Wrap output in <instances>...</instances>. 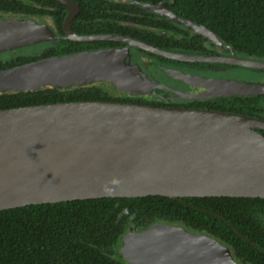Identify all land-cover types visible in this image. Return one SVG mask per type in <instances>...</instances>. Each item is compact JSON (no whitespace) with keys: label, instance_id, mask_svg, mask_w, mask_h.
<instances>
[{"label":"water","instance_id":"1","mask_svg":"<svg viewBox=\"0 0 264 264\" xmlns=\"http://www.w3.org/2000/svg\"><path fill=\"white\" fill-rule=\"evenodd\" d=\"M55 1L67 7L65 39L116 41L125 46L51 56L0 70V93L95 81H113L131 95L161 88L130 62L131 47L179 61L264 69V61L237 57L233 49L231 56L185 54L123 34L78 35L71 29L80 12L78 2ZM142 6L221 44L215 32L179 18L167 2ZM54 36L52 29L32 19L0 21V53ZM165 72L178 83L202 90L171 88L177 97L264 94L263 82ZM259 130H264L263 118L117 101L1 109L0 210L103 197L264 198V135ZM120 254L129 264H238L230 247L216 237L171 223L126 233Z\"/></svg>","mask_w":264,"mask_h":264},{"label":"trees","instance_id":"2","mask_svg":"<svg viewBox=\"0 0 264 264\" xmlns=\"http://www.w3.org/2000/svg\"><path fill=\"white\" fill-rule=\"evenodd\" d=\"M75 1L81 5L80 14L72 22V29L78 35L123 34L167 51L214 54L215 50L208 49L202 35L142 6L167 2V7L179 18L208 27L239 57L264 61V0ZM0 13L35 19L50 17L63 34L67 8L55 0H0ZM124 45L116 41L58 40L43 53L0 55V70L46 57ZM209 47L217 48L212 42ZM135 49L140 50L141 57L146 54L166 62L174 61L137 47L132 50ZM153 66L156 70L162 67ZM244 68L252 72V79L264 81L263 68ZM84 100L210 109L264 119V94L164 100L118 94L96 84L65 90L47 87L2 92L0 110ZM259 131L264 135V130ZM156 223L177 224L189 231L214 236L230 247L241 264H264V198L161 195L103 197L0 210V264H129L120 254L122 237Z\"/></svg>","mask_w":264,"mask_h":264},{"label":"rangeland","instance_id":"3","mask_svg":"<svg viewBox=\"0 0 264 264\" xmlns=\"http://www.w3.org/2000/svg\"><path fill=\"white\" fill-rule=\"evenodd\" d=\"M148 10L149 11H153L151 9H148ZM153 12H155V11H153ZM31 19L34 20L35 22H37L39 25H46L50 29H53L51 27L52 21H51V19H48V18H44V19H38L37 18V19H35V18H32V17H27V16H19V15H10V14H1L0 13V21H7V20L24 21V20H31ZM53 32H54V30H53ZM41 43H43V42H41ZM41 43L39 45H34V47L32 45H30V46H24V47H22L20 49H17L15 51L2 52V53H0V55L3 56V55H9L10 53H14L16 55L21 56V55H28V54L38 53V52H41L45 48V46L47 45V43H44V44H41ZM6 53H8V54H6ZM132 55H133V57L135 59L143 60L145 62L149 61L150 59H154L156 62L160 61L157 57L151 56V55H146L145 54V56H142V57L139 56V51L137 49L132 50ZM130 62L132 64H138L141 67L142 71H144V72L148 71L149 72L148 74H150V77L148 76V78H149L148 80L149 81L158 82L159 84L162 85L161 88H159V89H154V91L151 90L150 94H135V95H147L148 97H154L155 96V97H159V98H160L159 94H161L162 92H164V93H166L168 95H170V94L175 95V93L171 91V88H173V87H172V85H170L172 83L169 81V79L174 81V78H172L171 76L169 77L168 74H166V72H165V70H166L165 64H161L160 65V66H162L161 67L162 71H160V70L154 69L155 67L154 66L152 67L149 64H146L145 65L146 69H144L143 68V64H141V63H133L131 59H130ZM149 67H151L154 70L150 69ZM244 67L245 66H243V67H241V66L240 67L239 66L233 67V66H229L228 65V66H224L223 68L221 67L220 71L226 72L227 76L224 75V78L228 77V79L230 78V79H235V80H238V81H250V82H263L264 83V81H260L259 78L252 79L253 77L250 75V74H252V72H250V70L249 71L246 70ZM254 75H257V74L254 73ZM222 76H223V74H222ZM262 79H264V78H262ZM95 82H96L95 83L96 85H102L103 87L107 88L109 91L117 92L118 94H128L129 93L125 89L118 88L116 83L113 82V81H95ZM176 84H179V83L176 82ZM184 86L186 87L185 91H192V92H199V93L202 91L199 88L192 89L191 87H189V86H187L185 84H182V83H180L178 85V88L179 89H183ZM70 87L71 86L58 87V88L63 90V89H67V88H70ZM145 89H148V88L145 87ZM145 89H143V90H145ZM158 90H160L161 93H157Z\"/></svg>","mask_w":264,"mask_h":264},{"label":"flooded vegetation","instance_id":"4","mask_svg":"<svg viewBox=\"0 0 264 264\" xmlns=\"http://www.w3.org/2000/svg\"><path fill=\"white\" fill-rule=\"evenodd\" d=\"M79 4V3H78ZM80 5V4H79ZM67 8V7H66ZM146 9V8H145ZM148 10V9H147ZM80 12H81V5H80ZM80 12H79V14H80ZM153 12V11H152ZM2 14V13H1ZM67 14H68V11H67ZM78 14V15H79ZM159 14V13H158ZM77 15V16H78ZM67 16V15H66ZM76 16V17H77ZM75 17V18H76ZM168 17V16H167ZM48 19H51L50 17H47ZM74 18V19H75ZM66 19V18H65ZM73 19V20H74ZM51 21H52V19H51ZM64 22H65V20H64ZM64 22H63V25H64ZM73 22V21H72ZM72 22H71V29H72ZM176 22V21H175ZM177 23V22H176ZM178 24H180V23H178ZM180 25H184V24H180ZM187 29H188V31H193V33H195V31L193 30V29H191V28H189V27H187L186 25H184ZM51 27L53 28L52 30H54V34H55V36H54V38L55 39H53V40H47V41H42L43 43H41V42H39V43H36V44H34V45H39L40 43L41 44H44V43H47L48 41V43H47V45L45 46V48L41 51V52H38V53H43L44 51H47V50H49V48L54 44V43H56L58 40H68V39H65V37H66V33H65V31H64V28H63V31H64V33L62 34L60 31H58V29L55 27V25H54V23H53V21H52V24H51ZM73 30V29H72ZM74 32V31H73ZM75 33V32H74ZM196 34V33H195ZM88 35H95V34H88ZM204 37V36H203ZM207 41H205L204 43H205V45L208 47V49L209 50H215V53L214 54H199V55H213V56H231V54H232V48L231 47H229V46H225L224 44H223V42L221 41V44H218V43H216V42H214L213 40H211V39H209V38H206V37H204ZM72 41H74V40H72ZM92 41H106V40H92ZM83 42H89V41H83ZM211 42L212 43H214L215 44V46L217 47V48H215V49H213V48H211V47H209L210 46V44H211ZM122 43V42H121ZM34 45H32L33 47H34ZM125 46V45H124ZM106 48H109V47H106ZM136 48V47H135ZM98 49H103V48H98ZM98 49H91V50H84V51H95V50H98ZM132 49H133V47H131V49H130V59L132 60V62L133 63H141V64H143V68L144 69H146V67H145V65L146 64H149L150 66H152L153 67V65H155V64H158V65H161V64H165V68L166 69H171V70H174V71H179V72H183V73H185V74H189V75H192V76H197V75H199V76H205V77H208V78H218V79H228V77H225L224 78V75H226V72H224V71H220V69H221V67L223 68L224 66H231V64H226V63H221V62H187V61H180V62H183V63H175L174 61V59H171V60H174V61H163V60H160L159 62L157 61H155L154 59H150L149 61H147V62H145V61H143V60H138V59H135L134 57H133V55H132ZM139 49V48H138ZM234 50V49H233ZM140 51V50H139ZM146 51V50H145ZM82 52V51H81ZM76 53H78V52H76ZM151 53V52H150ZM234 53H235V56H237V57H239L237 54H236V52H235V50H234ZM71 54H74V53H71ZM66 55H69V54H66ZM156 55V54H155ZM60 56H63V55H60ZM158 58V57H157ZM158 59H160V58H158ZM169 59V58H168ZM176 61H179V60H176ZM166 62V63H165ZM186 62V63H185ZM194 63H198V65L197 66H194ZM202 63H205L204 65H201ZM234 66H239V65H234ZM150 69H152L151 67H149ZM200 68H202V69H200ZM203 68H205V69H203ZM160 71H162L161 69H159ZM145 73L147 74V76H149L150 77V74H148L149 72L148 71H145ZM222 74H223V76H222ZM222 76V77H221ZM227 76V75H226ZM230 79V78H229ZM232 80H235V79H232ZM172 84H170V85H172V87L174 88V87H177L178 88V85L180 84H176V82L177 81H172V80H169ZM96 82H92V83H89V84H86V85H91V84H95ZM86 85H74V86H71L70 88H75V87H82V86H86ZM57 88V87H56ZM70 88H67V89H70ZM185 86L183 87V89H181V90H185ZM59 89V88H58ZM61 90V89H60ZM65 90V89H64ZM9 91H11V90H9ZM4 92H8V91H4ZM157 93H161V91L160 90H158L157 91ZM129 94V93H128ZM129 95H131V94H129ZM155 95V94H154ZM160 95V98L161 99H164V100H169V99H171V100H180V99H185V100H197L198 98H186V97H180V96H176V95H172V94H170V95H168V94H166V93H164V92H162L161 94H159ZM232 96H237V95H232ZM221 97V96H220ZM224 97H231V96H224ZM215 98H219V97H215ZM201 99V98H200ZM200 99H198V100H200ZM205 99H213V98H205ZM204 100V99H203ZM231 252H232V250H231ZM232 255H233V257H234V259L237 261V259H236V257L234 256V254H233V252H232ZM237 263L238 264H241L240 262H238L237 261Z\"/></svg>","mask_w":264,"mask_h":264}]
</instances>
